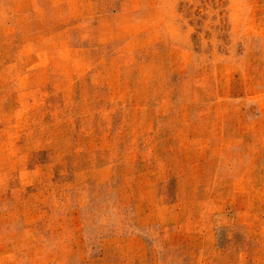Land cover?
I'll return each instance as SVG.
<instances>
[{
  "label": "rangeland",
  "instance_id": "1",
  "mask_svg": "<svg viewBox=\"0 0 264 264\" xmlns=\"http://www.w3.org/2000/svg\"><path fill=\"white\" fill-rule=\"evenodd\" d=\"M0 264H264V0H0Z\"/></svg>",
  "mask_w": 264,
  "mask_h": 264
}]
</instances>
